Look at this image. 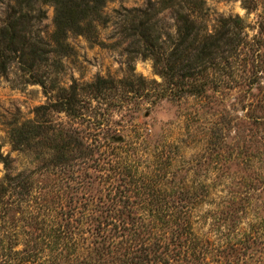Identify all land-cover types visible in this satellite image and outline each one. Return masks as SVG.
Returning a JSON list of instances; mask_svg holds the SVG:
<instances>
[{
    "label": "trees",
    "instance_id": "1",
    "mask_svg": "<svg viewBox=\"0 0 264 264\" xmlns=\"http://www.w3.org/2000/svg\"><path fill=\"white\" fill-rule=\"evenodd\" d=\"M108 1L12 0L0 24V75L17 63L36 78L35 82L45 84L39 71L53 56L71 51V34L96 40L98 28L111 22L118 28L128 55L151 58L159 69L164 87L158 98H211L209 91L221 93L238 83L231 73L240 67L244 69L241 83L264 85L263 40L254 37L249 42L239 15L221 18L215 31L208 32L194 14L203 13L204 0H162L117 10L116 14L107 12ZM5 2L0 0V8ZM252 2L256 8V1L245 0L247 7ZM45 4L55 6L52 32L42 29L47 18ZM167 9L176 14L174 34H165L160 25L159 16ZM114 83L113 79L98 78L86 85L89 97H103L108 89L115 88ZM82 98L77 85L60 88L54 101L37 107L36 115L65 112L73 118L84 116ZM261 101L264 111V93ZM256 121L260 131L259 162L245 167H215L217 176L228 178L238 190L221 204L207 203L211 207L205 211L204 203L191 194L190 186H184L183 191L189 195L183 198L169 194L163 200L131 201L116 196L106 200L98 195L103 188L95 185L102 168L96 165L99 157L92 153L101 144L84 141L72 124L55 119L35 118L13 127L10 137L13 149L19 152L29 151L38 133L52 132L54 139L61 140L56 148L63 154L55 156L58 161L51 174L58 175L63 184L54 195L38 185L34 170L15 167L10 155L0 152L6 168L0 180V260L48 257L83 260L85 264H264V114ZM120 142L118 147L125 141ZM74 149L86 167L80 165L75 170L72 163L66 162L64 154ZM109 156L104 159L112 161L113 156ZM91 160L94 167L87 165ZM116 164L110 165L117 168ZM72 175L79 178L75 184L68 181ZM109 185L113 187L110 191L116 188L117 193L125 192L122 184ZM149 202L152 209L146 211ZM13 210L35 220L29 219L26 225H41L39 232L29 228L22 249H16L20 227L7 218Z\"/></svg>",
    "mask_w": 264,
    "mask_h": 264
},
{
    "label": "rangeland",
    "instance_id": "2",
    "mask_svg": "<svg viewBox=\"0 0 264 264\" xmlns=\"http://www.w3.org/2000/svg\"><path fill=\"white\" fill-rule=\"evenodd\" d=\"M161 1L109 0L107 12L116 14L117 10L124 11L126 8L143 7L150 2ZM254 1L256 8H253V2L247 7L245 0H204L203 13L194 14L198 21L204 22L208 32L215 31L221 18L239 15L246 25L245 32L249 42L254 37L263 40L261 54L264 58V0ZM11 4L12 0H6L2 4L0 24ZM43 7L47 18L42 29L52 32L55 6L45 4ZM159 18L164 33L174 34L177 27L176 14L167 9ZM98 29L99 36L96 40L82 35H70L71 51L53 56L49 64L43 65L39 71L45 84L35 82L36 78L25 73L17 63L7 74L0 75V152L9 154L15 167L34 170L38 185L51 190L55 195L63 184L58 175L51 174L55 169L53 164L58 161L55 156L63 154L58 153L56 148L62 144L61 140L54 139L52 132L38 133L31 141L29 151L19 152L13 149L10 137L13 127L31 119H55L72 124L80 131L79 136L84 141L101 144L100 151L92 153L94 157H99L96 165L102 168L95 185L103 188L98 195L106 200L114 196L129 198L131 201L141 198H146L147 201L153 198L163 200L169 194L183 198L189 195L183 191L184 186L193 189L191 194L204 203V211L211 207V204H207L209 202L221 204L228 200L238 187L228 178H219L214 170L215 167H245L249 163L256 165L259 162L260 131L256 120L264 114L261 107L264 85L246 86L241 83L239 77L244 69L240 67V70L236 68L231 73L238 83L235 82L232 88L224 89L221 93L209 91L211 98H158V93L164 86L163 77L154 61L142 55H128L124 51V42L118 28L111 22ZM98 78L113 79L115 88L108 89L101 98H90L86 85ZM122 80L125 82H121ZM73 84L80 89L82 99L85 97L82 104L84 116L73 118L60 112L37 117V107L50 104L57 98L60 88ZM213 100L218 104H214ZM49 123L46 121L45 124ZM119 137L122 139L119 140ZM122 140L125 141L123 146L118 147L122 145L121 142L118 143ZM78 156L76 149L64 154L66 162L72 163L75 170L80 165L83 168L85 166ZM108 156H113L114 159H104ZM110 164H116L117 168ZM87 165L94 167L95 163L91 160ZM90 171L94 172V168H90ZM5 173V164L0 159V180ZM68 181L75 184L79 178L72 175ZM109 182H114L115 186L122 184L121 190L126 187L125 192L117 193L116 188L115 191H110L113 187ZM206 185L207 187H203ZM151 209L152 204L149 202L146 211ZM7 218L17 222L18 228L20 227L16 249L24 248L29 228L34 229V233L40 230L41 225H26L29 219L35 220L27 218L21 211L13 210ZM252 218L253 216H249V219ZM234 235L235 233L232 238ZM0 264L85 262L40 257L38 260H0Z\"/></svg>",
    "mask_w": 264,
    "mask_h": 264
},
{
    "label": "water",
    "instance_id": "3",
    "mask_svg": "<svg viewBox=\"0 0 264 264\" xmlns=\"http://www.w3.org/2000/svg\"><path fill=\"white\" fill-rule=\"evenodd\" d=\"M122 139V137H119V140H121Z\"/></svg>",
    "mask_w": 264,
    "mask_h": 264
}]
</instances>
